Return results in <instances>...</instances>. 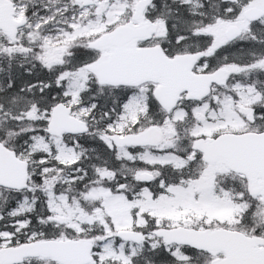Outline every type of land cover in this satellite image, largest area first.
Segmentation results:
<instances>
[{"label":"snow or ice","instance_id":"obj_1","mask_svg":"<svg viewBox=\"0 0 264 264\" xmlns=\"http://www.w3.org/2000/svg\"><path fill=\"white\" fill-rule=\"evenodd\" d=\"M0 264H264V0H0Z\"/></svg>","mask_w":264,"mask_h":264}]
</instances>
